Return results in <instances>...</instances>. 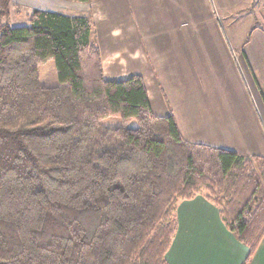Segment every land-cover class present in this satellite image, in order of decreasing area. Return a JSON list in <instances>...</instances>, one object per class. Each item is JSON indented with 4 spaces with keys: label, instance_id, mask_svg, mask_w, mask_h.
Listing matches in <instances>:
<instances>
[{
    "label": "trees",
    "instance_id": "16d2710c",
    "mask_svg": "<svg viewBox=\"0 0 264 264\" xmlns=\"http://www.w3.org/2000/svg\"><path fill=\"white\" fill-rule=\"evenodd\" d=\"M13 9L0 0V264H168L177 202L201 190L250 264L264 157L188 142L141 76L107 79L91 16L34 9L11 26Z\"/></svg>",
    "mask_w": 264,
    "mask_h": 264
},
{
    "label": "crops",
    "instance_id": "0c3cea01",
    "mask_svg": "<svg viewBox=\"0 0 264 264\" xmlns=\"http://www.w3.org/2000/svg\"><path fill=\"white\" fill-rule=\"evenodd\" d=\"M12 2L21 6L14 0ZM175 2L176 0H93L87 3L74 2V5L79 8L78 11L85 12L84 16H91L93 20L107 79L120 81L132 75L141 76L153 113L158 117L171 114L186 141L245 154L239 150L247 145L253 132V107L246 101L252 110L246 108L243 104L246 98L240 96L239 109L236 108L234 99L229 97L225 101L223 95L214 102L223 104H213L209 100L201 102L191 91V87L176 83L175 80L179 74L187 80V73H192V61L195 59L192 54L206 52L213 57L214 54H221L225 47L199 48L182 45L179 58L171 56L170 50L173 48L176 53L178 45L163 49L145 47L144 42L150 35L151 24L174 21L176 19H171L173 14L177 20L184 17L180 9L181 1ZM196 7L195 1V11ZM193 9L190 0V17ZM73 14L76 13L66 15L83 16ZM194 17H197L196 13ZM257 33L259 38L252 42L255 44L244 45L243 52L254 64L253 68L260 78L264 70V34L260 31ZM216 58H224L217 66L224 65L226 56L217 55ZM175 59L183 62V67L175 66ZM225 74L228 72L225 71ZM175 89L183 92L181 100H178ZM256 153L261 154L260 157L264 156V153ZM247 253V247L224 227L217 208L202 194L191 200L177 202L176 231L166 253L168 264H242ZM250 264H264V237Z\"/></svg>",
    "mask_w": 264,
    "mask_h": 264
},
{
    "label": "rangeland",
    "instance_id": "374dc122",
    "mask_svg": "<svg viewBox=\"0 0 264 264\" xmlns=\"http://www.w3.org/2000/svg\"><path fill=\"white\" fill-rule=\"evenodd\" d=\"M14 1L21 6L16 4L15 9L12 10L9 18L11 26L28 25L27 14L34 9L58 11L64 14L76 13L73 15L83 16L85 13L78 11L79 8L71 0ZM178 1H181L180 9L184 17L181 16V20H177L173 14L171 19H176L174 21L151 24L150 35L144 42L146 49L151 46L163 49L170 45H178L176 53L173 48L170 50H172L171 56L176 55L179 58L182 45L199 46V48L225 47L221 50V54H214L213 57L211 53L206 52L192 54L195 57L191 66L192 73H187V80L180 74L175 80L176 83H184V86L191 87V91L201 102L209 100L213 104H223V102L214 103L218 98H222L220 95H223L225 101L229 97L234 99L236 108L239 109L240 96L245 97L243 104L246 108L251 109L248 104L253 107V110L251 109L253 132L249 136L247 145L239 151L245 153L241 154L244 156H260L261 154L256 152L264 153V70L259 78L254 70V64L243 52V46L255 44L252 42L259 38L258 31L264 34V0H192V9L195 1L197 7L196 11L192 10L191 17L190 0H176L175 3ZM16 12H20L19 15ZM194 13L197 17H194ZM217 55L226 56L224 65L217 66L224 59L216 58ZM253 62L255 63V60ZM183 65V62L175 59V66L183 67ZM39 70L43 84L48 86L56 84L55 65L52 60L42 65ZM225 71L228 72L227 75ZM175 92L178 100H181L183 92L178 89H175ZM101 124L107 128L122 125L118 117H107L101 121ZM136 125L135 121H131L128 126L134 128ZM200 194L204 195L206 192L201 190Z\"/></svg>",
    "mask_w": 264,
    "mask_h": 264
}]
</instances>
